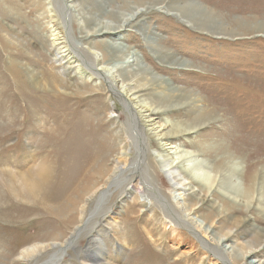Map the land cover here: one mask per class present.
Returning a JSON list of instances; mask_svg holds the SVG:
<instances>
[{
	"label": "rangeland",
	"instance_id": "1",
	"mask_svg": "<svg viewBox=\"0 0 264 264\" xmlns=\"http://www.w3.org/2000/svg\"><path fill=\"white\" fill-rule=\"evenodd\" d=\"M74 1L89 12L91 1ZM109 2L108 10L117 12L142 9L124 41L146 69L137 83L157 75L179 95V105L157 119L174 128L168 142L177 152L169 159L170 172L154 146L156 137L144 128L149 176L181 214L174 179L194 186L184 195L188 212L210 229L172 225L159 196L145 193V178L136 175L127 192L119 196L121 187H114L109 194L108 205L120 203V227L105 219L84 232L63 253V264H88L103 252V264H219L196 235L227 238L224 244L236 246L232 264L255 262L242 257L249 246H258L256 260L264 259V0ZM180 11L193 26L175 14ZM73 16L65 17L58 0H0V264L44 262L50 250L21 257L22 249L64 241L91 216L96 197L89 203L87 197L115 183L116 168L127 169L141 152L126 104L99 77L81 78L77 67L57 55L61 45L55 37L64 28L69 37L84 36L89 46L109 39L88 33ZM157 50L193 66L164 63ZM103 58L114 69L127 64ZM15 66L23 75H15ZM187 126L195 127L180 135ZM38 169L45 177L24 185L22 178L32 175L33 181ZM96 233L104 247L97 245Z\"/></svg>",
	"mask_w": 264,
	"mask_h": 264
},
{
	"label": "bare ground",
	"instance_id": "2",
	"mask_svg": "<svg viewBox=\"0 0 264 264\" xmlns=\"http://www.w3.org/2000/svg\"><path fill=\"white\" fill-rule=\"evenodd\" d=\"M85 1H91L92 3L91 7L88 8L89 12L84 7H79V4L74 0H58V4L61 6V11L64 12V15L67 19L73 20V14L78 15L79 19L81 20V26L85 27V29H89L88 33L96 36H109V39H101L96 44V46H89L87 44H84L85 42L82 41L84 36L69 37L70 35H68L67 31L64 30V28L61 31L63 32V34L59 35V37H55V43L61 45L60 47L58 46L59 51L57 55L61 57V59L65 60L71 69L77 67L75 69V72L79 74L81 78L96 80L99 77V80L102 81L108 91L113 95H116L122 102L126 104L128 111L126 114H128V116L131 115L130 125L132 126V129L134 131L135 138H139L141 152L138 153V156L136 158L137 160L128 165L129 167L127 166V169H124L123 166H119L116 168L118 172L115 173V183L112 181V183H108L104 189L100 190L98 194L96 193L97 191H93V193H91L87 197V203H89L90 200L96 197L91 216L89 217V219L81 221V223H79V225L74 228L72 233L64 241H53L42 243L39 245L31 244L22 249L20 255L21 257L25 255L32 256L40 251L50 250L48 251L49 254H47L48 256L44 262H40L38 259L35 264H63V253L67 249L76 246L78 238L81 234L86 231L93 232L94 230H96V226L103 222V220L105 219H109L112 226H116L119 228L120 225L117 223L115 215L119 214L120 212V203L117 201L112 203L111 205H108L109 194L114 187H121L119 196H121L124 192H127V190H129L130 184L133 181V177H135L136 175H141L145 178L142 181L145 193L148 191L157 198L159 196V201L162 204L161 209L164 210V213L169 218L168 221L172 225L180 226L181 224H183L187 228H190V226L195 228L194 224L197 223L201 228L204 227L202 228L203 232H206L210 229L209 226L207 227L203 225V220H198V217L196 216L191 217L192 214L188 212L187 201L184 195L186 193V190H192L191 192H194V186L174 179L175 183L173 187V198L177 201L176 203L181 204L182 208H184L185 214H181L180 211L172 204V202L162 197V193L159 191L154 181L149 176L150 174L148 172V167L144 160L145 152L147 150L146 136L144 134V128H146L151 131L150 133L153 134L152 136L156 137V142L153 139V144L155 142L154 146L162 150L163 154L159 153V156L162 157L163 161L167 162L164 165V170L166 172H170L173 168L169 163V159L173 157V154L177 152V149L168 141L175 138L173 135L174 132H172L171 130H174V128H169V125L167 126V124H159V121H157V119L161 118L166 111L169 112L171 107L179 105L175 104V102H177V98H179V95L169 81L163 80L157 75H152L151 80L145 82V85L137 83L140 76L144 75L146 69L142 67L143 64L141 60L139 61L137 52L127 47L124 41L127 38L126 30L128 25L130 24L132 19H134L135 15L137 13H140L142 9L139 8V6L135 8V11H131L129 13H127L126 11L117 12L113 9L108 10V4L110 3V0ZM189 9L192 10L191 8ZM105 14H108L109 16L108 18L103 19L102 16H105ZM175 14L190 26L194 25L193 19H188L182 14L181 11ZM204 18L205 20H207L206 16ZM91 22L94 24L93 26H91V28H88L90 27L89 25L91 24ZM214 27L216 30L225 29L224 26L217 25ZM216 34L218 35V33ZM154 42L152 43L154 44ZM103 54L108 55L109 60H125L127 61V64L124 66H120L118 69H114L104 61L105 58H103ZM101 55L103 57H101ZM154 55L160 61H163L164 63L171 62L172 65H179V67L184 70H187V68H191L193 66L191 63L189 64L188 61L178 59L175 55L167 54L163 51L157 50L155 51ZM130 56L133 58L132 64H129L128 62V57ZM15 68L16 69H14V73L16 76L19 77V74L23 75L19 70V67L15 66ZM68 84L71 87L73 86V84H71L70 82ZM50 85H52L54 89L57 88V84L54 81ZM160 86L163 87L161 91H159ZM193 127L195 126L183 127L178 131L179 133H182L180 135H186L190 133L191 129H194ZM175 135L177 134L175 133ZM139 142H137V144ZM173 149L176 150L172 151ZM44 172L45 171L43 169L34 171L33 181L32 175L29 177L25 174L26 178L24 176V178H22L24 179V185H29L30 187H32V185H35L42 179V177L44 176ZM113 177L114 176L110 177V179H112ZM210 186L212 188L213 184H211ZM87 203L83 204L82 212H84ZM164 206L167 209H165ZM95 217H99V219L96 223H92V220ZM194 233L197 234L196 230L194 231ZM203 234L204 233H202V235ZM95 235L96 238H98L95 239L97 245H100V248L104 247L105 243L102 239L101 234L96 233ZM196 236L197 239L205 246L206 250L208 249L207 251L212 252L213 256L215 257V259H217L219 264H232L230 259L231 253L233 254L232 251L236 250V246H229L226 243L224 244V241L227 238L222 237L217 240L212 237V241H207L205 237L203 238L200 235ZM241 248L242 247H240V249ZM242 253V257L244 259L250 260L251 262L255 261L252 264H264V259H255L259 258L258 246H249L246 251ZM106 259L107 258L104 257L103 252V254L99 255L97 259H88L87 263L103 264L102 262H105Z\"/></svg>",
	"mask_w": 264,
	"mask_h": 264
}]
</instances>
